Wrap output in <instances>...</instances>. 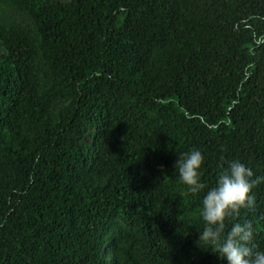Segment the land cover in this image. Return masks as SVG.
<instances>
[{
  "label": "trees",
  "instance_id": "obj_1",
  "mask_svg": "<svg viewBox=\"0 0 264 264\" xmlns=\"http://www.w3.org/2000/svg\"><path fill=\"white\" fill-rule=\"evenodd\" d=\"M0 46V264H226L174 165L264 176V0H0Z\"/></svg>",
  "mask_w": 264,
  "mask_h": 264
},
{
  "label": "clouds",
  "instance_id": "obj_2",
  "mask_svg": "<svg viewBox=\"0 0 264 264\" xmlns=\"http://www.w3.org/2000/svg\"><path fill=\"white\" fill-rule=\"evenodd\" d=\"M203 164V153L194 148L182 153L174 165L179 182L187 187L189 194L204 193L201 205L203 229L199 230L197 242L203 247H211L212 253L226 264H264V250L253 243V224L236 219L242 210H255L253 190L264 184V176L256 175L243 162L233 160L220 172L215 186L209 187L201 179ZM230 219L234 222L227 227Z\"/></svg>",
  "mask_w": 264,
  "mask_h": 264
},
{
  "label": "rangeland",
  "instance_id": "obj_3",
  "mask_svg": "<svg viewBox=\"0 0 264 264\" xmlns=\"http://www.w3.org/2000/svg\"><path fill=\"white\" fill-rule=\"evenodd\" d=\"M62 2H68L69 0H60ZM11 20L12 21H16L18 22V24H22L24 27L28 28V27H32V23L22 14L19 13H12L11 14ZM4 55V49L0 46V60L2 58V56ZM64 107L63 103H60L58 105V108L62 109ZM109 261H111V259H108Z\"/></svg>",
  "mask_w": 264,
  "mask_h": 264
}]
</instances>
